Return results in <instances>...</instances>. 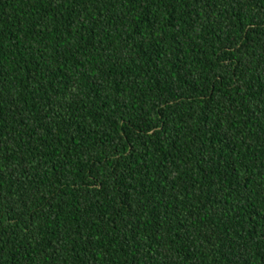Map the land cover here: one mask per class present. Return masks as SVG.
<instances>
[{
    "label": "trees",
    "instance_id": "16d2710c",
    "mask_svg": "<svg viewBox=\"0 0 264 264\" xmlns=\"http://www.w3.org/2000/svg\"><path fill=\"white\" fill-rule=\"evenodd\" d=\"M0 264H264V0H0Z\"/></svg>",
    "mask_w": 264,
    "mask_h": 264
}]
</instances>
